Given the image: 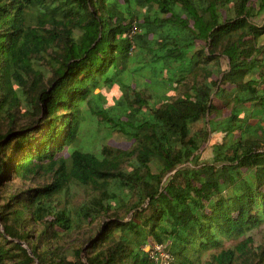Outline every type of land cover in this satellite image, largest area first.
Listing matches in <instances>:
<instances>
[{"label": "trees", "instance_id": "16d2710c", "mask_svg": "<svg viewBox=\"0 0 264 264\" xmlns=\"http://www.w3.org/2000/svg\"><path fill=\"white\" fill-rule=\"evenodd\" d=\"M0 197V264H264V0H0Z\"/></svg>", "mask_w": 264, "mask_h": 264}, {"label": "rangeland", "instance_id": "374dc122", "mask_svg": "<svg viewBox=\"0 0 264 264\" xmlns=\"http://www.w3.org/2000/svg\"><path fill=\"white\" fill-rule=\"evenodd\" d=\"M151 72V71H150ZM147 73L145 77V82L150 86V89L158 95H162L170 89V84L166 78L160 72ZM120 93L117 89L107 92L108 104H113L115 99L119 97ZM170 96H167L169 98ZM154 101H152V104ZM79 130V143L82 144L83 148L89 147L91 144L96 146L101 145L107 139L109 143L114 146L128 148L131 146V142L126 138L122 137L120 134H115L112 137H109V130L106 126L99 121L98 117L93 115L88 109H84L82 112V117L78 124ZM41 179L34 180H23L20 178H12L10 183L11 186L8 190L9 195L17 193L19 190H29L41 184ZM84 197L82 193L81 197H78L75 193L73 201H79ZM1 198V197H0ZM104 218V217H103ZM0 230L3 231L2 226L0 225ZM248 236H252L255 245L264 244V224L258 228L250 231ZM245 237L231 238L225 243L226 248L235 247L237 244L241 243ZM81 239V235H76L70 240L67 241V247L77 243ZM26 247H28L26 245ZM218 253L220 250L209 251V253Z\"/></svg>", "mask_w": 264, "mask_h": 264}, {"label": "built area", "instance_id": "2783aa9c", "mask_svg": "<svg viewBox=\"0 0 264 264\" xmlns=\"http://www.w3.org/2000/svg\"><path fill=\"white\" fill-rule=\"evenodd\" d=\"M146 250L156 264H168L173 258L169 243L153 242L146 246Z\"/></svg>", "mask_w": 264, "mask_h": 264}]
</instances>
